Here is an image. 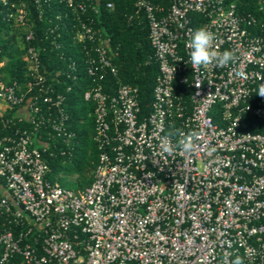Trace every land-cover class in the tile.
Instances as JSON below:
<instances>
[{"label": "built area", "instance_id": "obj_1", "mask_svg": "<svg viewBox=\"0 0 264 264\" xmlns=\"http://www.w3.org/2000/svg\"><path fill=\"white\" fill-rule=\"evenodd\" d=\"M2 1L16 24H27L34 9L47 16L56 3L64 7L56 19L79 21L98 158L83 188L47 176V144L38 137L36 145L32 134L47 125L48 135L73 132L63 94L45 84L28 25L23 57L32 95L0 74V111L20 105L17 119L32 124L0 117V264H231L237 256L264 264V133L242 124L244 114L264 121V0L253 11L238 6L250 0H134L159 69L146 114L137 86L118 82L106 91L101 84L105 72L117 76L118 50L92 16L83 18L87 9L96 13V0ZM201 27L215 33V48L235 52L234 62L192 66L189 44ZM176 129L199 133L192 152L163 151L179 139L170 135Z\"/></svg>", "mask_w": 264, "mask_h": 264}, {"label": "trees", "instance_id": "obj_2", "mask_svg": "<svg viewBox=\"0 0 264 264\" xmlns=\"http://www.w3.org/2000/svg\"><path fill=\"white\" fill-rule=\"evenodd\" d=\"M106 1L96 0V13L87 9L83 15L84 19L86 15L92 16L95 25L102 27L109 35L110 45L118 50L114 59L118 69L117 76L105 72L100 79L101 84L106 91L111 90L118 82L137 86L140 114H146L151 109L153 84L159 71L158 60L148 37L147 20L142 13L134 12V0H113V8L106 7ZM257 2L258 0H250L248 4L238 3V6L241 11H253ZM27 4L32 7L30 2ZM63 10V4H53L50 10H46L47 16L39 19L34 9L33 13L30 11L33 15L26 19L27 24L22 25L7 18L8 3L0 0V60L4 61L0 74L5 83L15 82L18 93L23 92L26 98L32 95V91H26L29 77L27 61L23 57L27 45L25 33L29 25L34 32L31 44L39 52V68L46 76L45 84H49L54 92L63 94L62 105L67 114L66 129L73 132L70 137L62 133L48 135L50 128L47 125L35 130L32 137L36 145L39 144L38 137L47 144V149L43 151L50 167L47 176L57 179L63 186L79 189L91 182L92 177H86L85 171L88 166L94 167L98 158V148L92 137L94 104L84 98V92L92 80L86 72L85 43L75 38L79 21H73L71 17L56 19L54 13H61ZM199 21L200 18L196 15L193 25L198 27L194 22ZM72 23L76 25L73 26ZM53 25H56V29L48 32V28ZM54 41L60 43L59 47L53 46ZM33 90H37V87ZM19 107L17 104L7 106L3 112L0 111V117L8 116L13 118V125L30 127L32 124L24 118L17 119ZM242 124L244 129L264 133V121L253 115L244 114ZM50 151L54 154L50 155ZM74 175L78 176L77 180L72 179Z\"/></svg>", "mask_w": 264, "mask_h": 264}, {"label": "clouds", "instance_id": "obj_3", "mask_svg": "<svg viewBox=\"0 0 264 264\" xmlns=\"http://www.w3.org/2000/svg\"><path fill=\"white\" fill-rule=\"evenodd\" d=\"M215 33L211 30L201 27L195 30L189 44L190 62L193 67H200L201 65H211L215 63L217 67H227L230 62L236 59L233 50L220 51L213 46L215 40ZM264 67V65H261ZM258 94L264 96V84L259 87ZM170 135H178L179 139L173 145L171 140L168 139L163 145V151L169 155L175 154L177 151L183 153H190L194 150L195 140L198 138L199 133L196 130H191L187 133L180 132L178 129L170 131ZM231 264H243L241 257L237 256Z\"/></svg>", "mask_w": 264, "mask_h": 264}, {"label": "rangeland", "instance_id": "obj_4", "mask_svg": "<svg viewBox=\"0 0 264 264\" xmlns=\"http://www.w3.org/2000/svg\"><path fill=\"white\" fill-rule=\"evenodd\" d=\"M93 166H88L87 167V169H86V171H85V176L86 177H92V175H93ZM72 179H78V176H72ZM87 185V184H86ZM85 186V185H84Z\"/></svg>", "mask_w": 264, "mask_h": 264}]
</instances>
